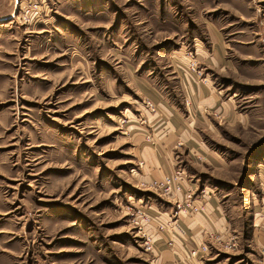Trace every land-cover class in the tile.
Returning a JSON list of instances; mask_svg holds the SVG:
<instances>
[{"label":"rangeland","instance_id":"obj_1","mask_svg":"<svg viewBox=\"0 0 264 264\" xmlns=\"http://www.w3.org/2000/svg\"><path fill=\"white\" fill-rule=\"evenodd\" d=\"M28 2L40 14L22 20ZM15 4L0 22V264H162L157 224L176 205L151 186L145 147L165 93L186 111L181 75L233 102L232 124L203 115L226 176L200 172L205 152L184 174L218 189L244 244L242 200L264 195V0Z\"/></svg>","mask_w":264,"mask_h":264},{"label":"crops","instance_id":"obj_2","mask_svg":"<svg viewBox=\"0 0 264 264\" xmlns=\"http://www.w3.org/2000/svg\"><path fill=\"white\" fill-rule=\"evenodd\" d=\"M14 8H16L15 0H0V22L9 20L13 16L10 12ZM221 56V53L217 56L219 61H221ZM183 78L184 76L181 75L183 85H181L180 95L187 100L186 111L178 110L173 99L165 93V119H162L165 125L158 131H155V127L159 123L152 127L155 137H152L151 143L145 147L148 156V171L151 174L149 177L161 179L163 175L175 170H181L183 173V179L180 181L181 189L169 196L167 200L175 205L179 202V207L176 205L174 217L187 227L188 235L184 245L176 241L174 247L168 248L166 244L159 243L166 257L162 264H224L220 260L211 261H214L220 253L226 252L222 243L228 240L236 243V250L230 252L237 256L234 264H263L258 251L264 248V195L247 196L242 200V208L248 216L249 228L248 238L243 240L244 244H241L240 236L245 234L243 231L236 232L229 220L230 217L225 215L218 189L212 188L211 184L208 186L197 180L191 181L187 176L185 179L184 172L188 173L187 166L194 164L193 156H200L201 154L198 153L201 152H205L207 161L201 163L203 169L200 172L204 174L210 172L211 176L216 173L214 177L218 179L226 176L228 164L223 156L218 152L205 149L207 147L202 140L203 131H209L210 126L204 119V112L212 109L211 111L220 113L226 123L232 124L234 106L232 101L222 98L220 90L192 77V81H184ZM198 112L202 118H198ZM196 125L199 126V130L195 129ZM188 194L192 195L194 203L205 205L203 212L191 213L183 208ZM171 214V211L165 212V219H169ZM211 236L218 237L219 241H215V238ZM204 242L209 245V257H205L203 263L187 259L188 251ZM206 259L210 262L207 263Z\"/></svg>","mask_w":264,"mask_h":264},{"label":"built area","instance_id":"obj_3","mask_svg":"<svg viewBox=\"0 0 264 264\" xmlns=\"http://www.w3.org/2000/svg\"><path fill=\"white\" fill-rule=\"evenodd\" d=\"M39 14V5L35 2H28L26 5H24V7L20 8L18 16H20L22 20H31L36 19ZM190 69L195 71L194 63L192 62L190 63ZM143 103L152 111L155 110V105L150 100L144 101ZM197 158L200 159V156H197ZM182 174L183 173L181 170H175L172 173L163 175L161 180L152 182L151 186L155 190L164 192L166 195H173L175 192L181 189L180 181L183 179ZM186 198L187 200L183 205L184 209H187V211L191 213H201L204 211L205 205L194 203L192 195L188 194ZM176 205L179 207V202H176ZM157 228L162 233H165V244L169 248L174 247L176 241H179L182 245H184V241L188 235V229L174 216H172L168 221H165V223L159 222L157 224ZM211 237L215 238V241H219L218 237ZM222 247L227 252H234L236 250V243L235 241L228 240L227 242L222 243ZM208 254L209 245L204 242L188 251L187 259H194L203 263L205 257H207ZM258 255L261 257V262L264 264V248L259 249Z\"/></svg>","mask_w":264,"mask_h":264}]
</instances>
